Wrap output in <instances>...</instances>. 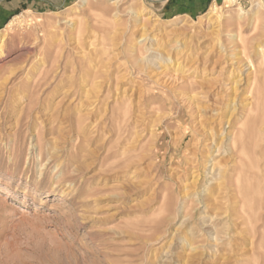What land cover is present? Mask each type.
I'll use <instances>...</instances> for the list:
<instances>
[{
  "label": "rangeland",
  "instance_id": "374dc122",
  "mask_svg": "<svg viewBox=\"0 0 264 264\" xmlns=\"http://www.w3.org/2000/svg\"><path fill=\"white\" fill-rule=\"evenodd\" d=\"M227 4L0 0V264H264V0Z\"/></svg>",
  "mask_w": 264,
  "mask_h": 264
},
{
  "label": "bare ground",
  "instance_id": "6f19581e",
  "mask_svg": "<svg viewBox=\"0 0 264 264\" xmlns=\"http://www.w3.org/2000/svg\"><path fill=\"white\" fill-rule=\"evenodd\" d=\"M159 1V0H158ZM166 2H167V0H161V7H164L165 6V4H166ZM225 2L226 3H228L227 4V6L225 7V8H231L232 6H234V4L236 3V0H225ZM214 10V9H213ZM217 9H215V11H216ZM241 10V12L242 13H244V11H243V9H240ZM217 12V11H216ZM216 12L214 13V11L212 12V17L214 18V17H216L215 16V14H216ZM214 13V14H213ZM242 15V14H241ZM18 18L19 17H17L14 21H17L18 20ZM209 18V17H208ZM211 18V17H210ZM209 18V19H210ZM212 18V19H213ZM242 18V17H241ZM213 21V20H212ZM217 21V20H216ZM145 32L141 35V37H144L145 35ZM1 42H4V41H1ZM261 50V49H260ZM84 129V128H83ZM250 129V128H249ZM243 131V130H242ZM125 140V139H124ZM56 148V147H55ZM54 148V149H55ZM57 149V148H56ZM125 153V152H124ZM49 160H51V158L49 159ZM60 167V165H58V168ZM72 183H65V182H59V183H56L55 184V186L53 187V189L52 190H47L45 193L47 194L46 196L48 197V196H52V194H53V192L54 191H56L55 189L57 188V190L58 189H60V191H62V193H66L67 195L68 194H71L72 193V191H71V187H72V185H71ZM72 190H73V188H72ZM34 191V190H33ZM35 194L36 193H38L37 191H35L34 192ZM15 206V205H14ZM18 209L20 210V211H24V208L22 209V208H19L18 207Z\"/></svg>",
  "mask_w": 264,
  "mask_h": 264
}]
</instances>
